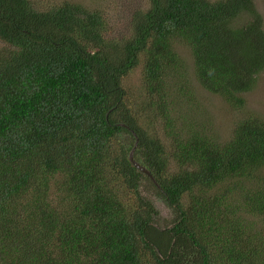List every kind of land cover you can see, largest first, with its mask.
Returning a JSON list of instances; mask_svg holds the SVG:
<instances>
[{
    "label": "trees",
    "instance_id": "16d2710c",
    "mask_svg": "<svg viewBox=\"0 0 264 264\" xmlns=\"http://www.w3.org/2000/svg\"><path fill=\"white\" fill-rule=\"evenodd\" d=\"M129 16L114 33L83 4L0 0V264H264V116L220 140L174 113L178 40L199 85L243 108L264 71L253 0H146Z\"/></svg>",
    "mask_w": 264,
    "mask_h": 264
},
{
    "label": "rangeland",
    "instance_id": "374dc122",
    "mask_svg": "<svg viewBox=\"0 0 264 264\" xmlns=\"http://www.w3.org/2000/svg\"><path fill=\"white\" fill-rule=\"evenodd\" d=\"M63 0H31L39 7H45L49 3H55ZM79 4H83L88 9H99L103 12V15L107 17L110 23V29L114 33L127 32L130 22V12L140 6H144L146 0H66ZM214 1V0H210ZM255 10L259 12L261 16V22L264 28V0H253ZM240 20V21H239ZM240 23L243 19H239ZM1 45V43H0ZM175 51L178 56L185 61L186 69L182 72L186 75L180 85L184 84L185 91L180 90L183 101L179 106L178 111L174 113L181 119L183 117H189L193 119L195 124L205 126L209 134L217 135L220 140L229 137L233 126L238 119L249 111L252 113L260 114L264 116V71L257 77L254 87L243 95L245 104L243 108L235 109L227 104L219 95L211 93L204 89L195 80L193 76V70L191 68L192 56L187 44L179 41L174 45ZM186 72H185V71ZM128 93L134 98L139 91V69L132 72L126 77ZM189 99V101H188ZM181 113H180V112ZM182 114V115H181ZM147 195L152 198L154 206L159 211V222L163 223L162 219L166 220V223L171 220L172 212L159 196H155L150 191H146Z\"/></svg>",
    "mask_w": 264,
    "mask_h": 264
},
{
    "label": "water",
    "instance_id": "95a60500",
    "mask_svg": "<svg viewBox=\"0 0 264 264\" xmlns=\"http://www.w3.org/2000/svg\"><path fill=\"white\" fill-rule=\"evenodd\" d=\"M131 153H132V152L129 153V157H130V159L132 160L133 164H134L139 170H141V171H143L144 173L150 175L149 171H148L146 168H144L142 165H140L139 163L135 162V161L132 159Z\"/></svg>",
    "mask_w": 264,
    "mask_h": 264
}]
</instances>
